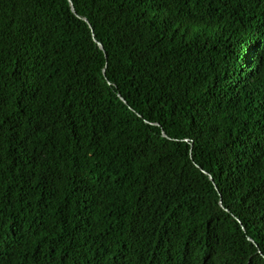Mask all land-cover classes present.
I'll return each instance as SVG.
<instances>
[{"label": "trees", "instance_id": "trees-1", "mask_svg": "<svg viewBox=\"0 0 264 264\" xmlns=\"http://www.w3.org/2000/svg\"><path fill=\"white\" fill-rule=\"evenodd\" d=\"M70 1L0 0V264H264V0Z\"/></svg>", "mask_w": 264, "mask_h": 264}, {"label": "water", "instance_id": "water-1", "mask_svg": "<svg viewBox=\"0 0 264 264\" xmlns=\"http://www.w3.org/2000/svg\"><path fill=\"white\" fill-rule=\"evenodd\" d=\"M69 3H70V6H71V10H72L73 12H75V11H74V8H73V6H72V3H71L70 0H69ZM97 45H98V47H99L101 50H103V47H102V45H101L100 43L97 42ZM119 98H120L123 102H125L124 99H123L121 96H119ZM163 136H165V135H163Z\"/></svg>", "mask_w": 264, "mask_h": 264}]
</instances>
